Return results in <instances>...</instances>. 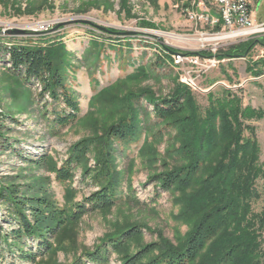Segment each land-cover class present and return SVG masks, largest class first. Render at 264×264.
Segmentation results:
<instances>
[{
	"label": "rangeland",
	"instance_id": "obj_1",
	"mask_svg": "<svg viewBox=\"0 0 264 264\" xmlns=\"http://www.w3.org/2000/svg\"><path fill=\"white\" fill-rule=\"evenodd\" d=\"M251 4L254 22L261 24L264 0H251ZM188 6L187 0H0L2 49L43 46L49 47L56 57L61 56L67 91L80 110L73 125L50 135L46 120L39 117L37 110L49 114L47 120H51L52 99L46 93L41 97L40 84H25L13 77L7 69L9 55L0 54V115L5 116L2 124L11 144V149L0 151V178L31 185L36 191L45 187L58 208H70L97 190L88 179L82 180L84 167L74 170L70 182L59 183L53 171L25 159L47 156L58 168L76 142H102L111 125L125 117L127 124L136 121L137 137L133 142L118 144L120 153L113 162L123 179L127 199L108 211L84 216L70 229L63 244L67 253L58 251L56 255L59 264H72L81 252L91 251L108 236L130 227H138L141 236L131 243L129 252L136 245L162 242L180 250L202 216L207 211L214 212L216 205L222 206L223 199L218 195L230 192L237 197L232 185L236 174L224 176L225 166L230 164V159L222 157L225 148L233 142L240 143L239 137L252 138L259 149L257 164L264 165V117L245 120L235 115L232 127H228L218 113L211 118L210 108L216 110V106L208 97L218 98L227 89L241 109L264 111V74L252 77L248 71L264 69V46L254 45L244 58L219 60L215 68L194 80L196 87L182 84L183 72L168 65L166 59H162L161 65L151 66L163 55L164 47L213 54L251 40H260L264 45V32L243 39L202 36L204 28L189 23L183 14ZM11 30L33 34L15 36L8 33ZM260 61L261 65L253 66ZM182 85L189 90L184 98L185 111L172 121L159 122L148 100L168 98ZM135 96L147 108L142 114L131 102ZM206 132L214 133L218 140L216 152L207 156V139L203 140ZM186 143L192 144L194 151L200 148L199 153L204 156L197 173L184 187L175 186L169 192L157 189L149 179L151 176L180 170L191 162L194 154L189 153L192 149L186 148ZM85 166L94 168L93 155L88 156ZM69 188L73 193L68 192ZM253 189L259 198L252 201L251 208L259 214L264 209L263 181L256 179ZM212 196L216 199L205 209L202 204ZM4 214L0 208V229L5 231L8 226L2 223ZM222 240L219 236L207 244L193 264H206L210 259L221 264L225 255ZM27 244L36 251L35 242L28 240ZM251 250V258L248 251L240 250L229 264H264V236ZM119 261V255L112 254L109 264ZM0 264L30 263L20 262L4 250ZM223 264H228V260L223 259Z\"/></svg>",
	"mask_w": 264,
	"mask_h": 264
},
{
	"label": "trees",
	"instance_id": "obj_2",
	"mask_svg": "<svg viewBox=\"0 0 264 264\" xmlns=\"http://www.w3.org/2000/svg\"><path fill=\"white\" fill-rule=\"evenodd\" d=\"M256 44L264 46L260 40H251L232 46L225 52H216L214 55L209 52L196 54L212 56L217 60L244 58ZM173 52L174 50L164 47L161 50L164 56L159 55L156 58V64H151V66H158L162 63V59H166L169 65L170 54ZM0 54L1 57L5 54L9 55L10 66L7 69L13 77L23 80L25 84L32 82L40 84L42 87L41 97L46 93L52 99L51 120H47L49 114H40L39 109L37 110L39 117L46 120V127L50 135L73 125L78 120L79 106L67 91L64 73L61 71L63 63L61 56L56 57L49 47L43 46H12L9 49H2L0 46ZM258 64L261 65L262 62H257L253 66ZM248 71L252 77L264 74V69L256 72L251 69ZM187 91H189L188 88L182 85L168 98L149 99L147 104L151 107L154 118L164 123L172 121L182 114L185 111L184 98L187 97ZM208 97L210 98L209 102L214 104L217 110L213 109L210 104L211 118L214 117L215 112L218 113L228 127H232L230 125L236 120L235 115L245 120H258L264 117L262 110L254 111L249 107L241 109L238 104L236 106V98L230 90H222V94L218 98L217 95L216 98ZM131 102L137 106L140 114L147 111V108L141 106L139 97H132ZM58 105H62V107L60 108ZM45 111L46 108L44 113H46ZM2 117L5 118V116L0 115V151H6L11 149V144L3 128ZM132 121L127 124V117H125L111 125L103 135L104 141L102 142H95L93 139L76 142L69 148L66 160L58 168L47 156L36 160L25 159L33 165L53 171L55 180L59 183L70 182L74 170L79 166L84 167L81 174L82 180L88 179L89 183L94 185L97 190L70 208H58L45 187H40L36 191L31 185L22 186L17 184L16 180L0 178V208L5 212L2 223L8 226V230L0 229V244L4 247L0 250V255L4 253V250H7L9 255H15L20 262L59 264L56 262V255L58 251L67 253V248L63 244L67 239L65 234L70 229L78 225L84 216L108 211L119 205L122 200L127 199V192L123 191V179L116 171L113 162L115 156L120 153L118 144L133 142L137 137L136 121ZM222 131L231 133L230 131L234 130ZM236 132L240 134V130ZM213 134L206 132L203 137V140L207 139L204 142V155L206 156L213 154L218 148L217 137ZM190 140L191 138H189ZM237 141L240 143L234 144L233 142L229 148H225L222 154L223 158L230 159V164L225 166L224 176L236 174L235 184L232 185L236 187L233 188L237 192V197L230 192L223 196L218 195L223 199L221 200L223 204H220L222 206L216 205L215 213L207 211L202 216L182 249L174 250L167 243L162 242L136 245L133 251L129 252L131 243L141 236L138 227H130L108 236L91 251L81 252L79 256L74 257L72 264H109L112 254L119 255V264H193L207 244L219 236H222V245L225 247V255L221 264H223V259H227L229 264L233 260V255L240 250L248 251L251 258L254 255L251 253L253 251L251 249L255 248L258 239H262L264 236V209L261 213L254 214L251 208L252 201L259 198L253 189L255 180L261 179L264 183V165L257 164L259 149L252 138L239 137ZM185 145L186 148L192 149V144L189 146L186 143ZM199 151L202 152L200 148L198 151L192 149L191 152L189 150V153L194 156L191 158V162L180 170L155 174L149 179L157 189L163 192H169L175 186L184 187L200 168L204 156ZM91 155L94 157V168L92 169L85 166L88 156ZM68 192L73 193V189L69 188ZM214 199H216L214 196L206 198L202 206L205 205V209H207L208 205H212L211 201ZM214 216L218 219L217 221ZM28 240L35 242V252L27 244ZM154 252L157 253L152 255ZM206 264H219V261L210 259Z\"/></svg>",
	"mask_w": 264,
	"mask_h": 264
},
{
	"label": "built area",
	"instance_id": "obj_3",
	"mask_svg": "<svg viewBox=\"0 0 264 264\" xmlns=\"http://www.w3.org/2000/svg\"><path fill=\"white\" fill-rule=\"evenodd\" d=\"M205 2L187 0L189 6L183 12L189 23L204 28L202 36L219 35V37L223 36L221 39H243L264 32V24H256L253 20L251 0H206ZM196 53L198 52L185 50L173 52L179 61L195 62V71H184L181 78L183 84L188 87H196L194 80L219 63L215 57L199 56Z\"/></svg>",
	"mask_w": 264,
	"mask_h": 264
},
{
	"label": "bare ground",
	"instance_id": "obj_4",
	"mask_svg": "<svg viewBox=\"0 0 264 264\" xmlns=\"http://www.w3.org/2000/svg\"><path fill=\"white\" fill-rule=\"evenodd\" d=\"M169 37H171V36H169ZM222 37H219L217 39H221ZM170 59H171V63H170L171 66L173 68H175V69L180 70L181 72H183V74L180 76V82L183 84V80L181 78L184 75V71H195V62L194 61H179L175 57V54H173V53L170 55Z\"/></svg>",
	"mask_w": 264,
	"mask_h": 264
},
{
	"label": "water",
	"instance_id": "obj_5",
	"mask_svg": "<svg viewBox=\"0 0 264 264\" xmlns=\"http://www.w3.org/2000/svg\"><path fill=\"white\" fill-rule=\"evenodd\" d=\"M8 33L11 34V35H15V36H22V35H31V34H33V33H28V32L20 31V30H11Z\"/></svg>",
	"mask_w": 264,
	"mask_h": 264
},
{
	"label": "crops",
	"instance_id": "obj_6",
	"mask_svg": "<svg viewBox=\"0 0 264 264\" xmlns=\"http://www.w3.org/2000/svg\"><path fill=\"white\" fill-rule=\"evenodd\" d=\"M251 8H252V4H251ZM252 11H253V9H252ZM253 20H254V13H253ZM261 24H264V22H262Z\"/></svg>",
	"mask_w": 264,
	"mask_h": 264
}]
</instances>
